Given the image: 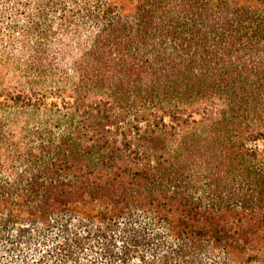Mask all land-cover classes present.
I'll use <instances>...</instances> for the list:
<instances>
[{
    "label": "trees",
    "instance_id": "trees-1",
    "mask_svg": "<svg viewBox=\"0 0 264 264\" xmlns=\"http://www.w3.org/2000/svg\"><path fill=\"white\" fill-rule=\"evenodd\" d=\"M0 264H264V0H0Z\"/></svg>",
    "mask_w": 264,
    "mask_h": 264
}]
</instances>
